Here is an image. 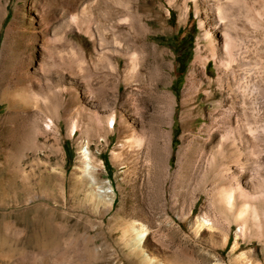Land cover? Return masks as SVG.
I'll return each instance as SVG.
<instances>
[{
    "label": "rangeland",
    "instance_id": "374dc122",
    "mask_svg": "<svg viewBox=\"0 0 264 264\" xmlns=\"http://www.w3.org/2000/svg\"><path fill=\"white\" fill-rule=\"evenodd\" d=\"M121 1L0 0V264H264V143L218 151L264 107V0Z\"/></svg>",
    "mask_w": 264,
    "mask_h": 264
},
{
    "label": "bare ground",
    "instance_id": "6f19581e",
    "mask_svg": "<svg viewBox=\"0 0 264 264\" xmlns=\"http://www.w3.org/2000/svg\"><path fill=\"white\" fill-rule=\"evenodd\" d=\"M117 3L123 7L121 0H118ZM91 8L92 7L90 5H88V7L86 9H84V7H83L84 11H86V10L90 11ZM107 13H108V16H111L109 11ZM222 19H223V17H221V20ZM227 48H228L229 55L232 56L233 49H235V48H233V44L229 43ZM197 60H200L199 57H197ZM130 61H131L130 67L132 70L133 65H134V60L131 59ZM189 76L190 77H188V79H187L186 93L185 94L190 98V97H192V93H193V81H192L193 80L192 79L193 74L191 73ZM233 92H231V93H233ZM237 92H238V90H237ZM16 95H14V94L7 95L8 96L7 98L9 101L17 100L19 103L23 104V106L26 105V107L34 106V104H33L34 102L31 103L33 100H31L30 97H26L23 95L22 96H19V95L16 96ZM260 95L261 94L259 92L258 93L256 92L254 94L253 100L251 102L252 105L249 107L250 111H248L247 108H245L244 106L235 107V105L232 104L228 108V111L226 112V114L224 116L225 133H224V137H223V142H220V144L218 146V151H219V153L222 154V157H223V155H225L226 157L228 156L232 160L230 162L234 163V165L237 164L238 166H241L242 161L245 159V158H243V155L245 154L244 149H246V148H244L245 147L244 144L247 143L250 146V148H253L255 150V152H257L258 146L261 145V142L264 143V131L262 132L258 127L259 126L258 122L264 116V107L263 106L261 107V103L259 102ZM232 99H233V96L231 99H229V102L232 103ZM159 101H160L162 108L164 110H167L168 112H169V110H171L170 109V101H169L168 97L163 98V99L159 97ZM167 101H168V103H167ZM168 115H169V113H168ZM107 119H108V117L106 118V120ZM101 121L103 122V119L102 120L99 119V123ZM111 121H112L111 127H113V124L115 123L113 116H112ZM119 124H120L121 128L124 127V124L122 121H120ZM244 129H246L248 131V134L246 135V139H247L246 141L247 142L246 141L244 142V140H243V138L245 136ZM247 136H249V137H247ZM131 140H132V138L130 136H124V137H122L120 142L123 143L124 145H126L127 147H130L136 143L135 142L134 144H132ZM83 154H84L85 158L88 157L85 150L83 151L82 155ZM226 170H228V169H226ZM223 176L219 175L218 177L221 180L223 178ZM226 178L228 179V184H227V186L225 185L226 188H223L218 192L217 199L224 207H226V209H228L231 212H234L236 205L239 204L240 205L238 208L239 210L236 211L237 212L236 218L241 221L242 226L246 227V225L248 223H247V217H245V213H244L245 210H251L254 213H256L257 209L255 206L250 205L249 201H247L249 196L247 195V193L243 189H241L240 185H237L236 182L238 181V177H235V175L230 174V175H226ZM242 206H243L244 210H242L240 208ZM248 221H249V219H248ZM143 238H144V233L136 231L135 236H134V240H135L137 245H139L140 242H142Z\"/></svg>",
    "mask_w": 264,
    "mask_h": 264
}]
</instances>
